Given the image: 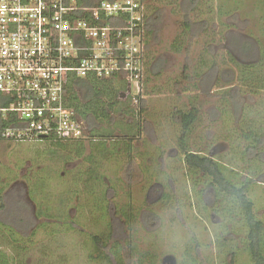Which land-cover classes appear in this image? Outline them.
Returning a JSON list of instances; mask_svg holds the SVG:
<instances>
[{
  "label": "rangeland",
  "instance_id": "rangeland-1",
  "mask_svg": "<svg viewBox=\"0 0 264 264\" xmlns=\"http://www.w3.org/2000/svg\"><path fill=\"white\" fill-rule=\"evenodd\" d=\"M181 4L182 0L160 3L163 15L155 59L143 78L148 76L149 123L140 138L128 141L131 148L127 142L115 143L116 149L108 145V152L98 158L97 178L86 171L91 167L84 161L89 154L84 158L76 155L84 149L88 153L93 147L89 144L68 145V149L37 141L0 144V218L22 236L15 245L0 232V248L13 264H92L87 256L93 248L87 249L89 239L83 232L106 229L100 209L105 205L110 219L116 220V240L121 245L130 242L133 260L143 252L150 256L147 264H182L189 260L187 254L202 264H230V254L235 251V264L251 263L242 241L247 228L239 216L229 212L240 205L228 196H216L210 179L186 165L180 145L183 130L174 115L179 109L198 107L189 147L228 163L229 170L233 165L248 170L251 163L239 152L246 141L240 135L239 117L228 91L241 76L237 63L264 61V0H217L212 4L200 0L192 19L210 25L195 41L184 26ZM217 4L227 13H218ZM210 9L215 14L210 16ZM203 59L216 60L220 67L206 79L211 80L209 90L198 78H185V72L198 70ZM153 64L160 65L159 69L154 70ZM247 87H242L241 105H256L264 112V88L250 93ZM126 95L122 101L129 100ZM253 118L264 126L262 116ZM115 121L127 133L128 117L123 119L118 113ZM102 125L97 133H125L118 125ZM89 132L85 140L95 141ZM227 176L238 183L246 180V175L236 177L232 172ZM85 182L95 187L93 194ZM248 195L257 216L264 220V182L256 179ZM47 213L57 217L39 216ZM61 221L75 222V229L56 226ZM42 222L47 224L39 226L34 237L32 231ZM54 230L57 233L51 234ZM30 235L33 237H27Z\"/></svg>",
  "mask_w": 264,
  "mask_h": 264
},
{
  "label": "built area",
  "instance_id": "built-area-1",
  "mask_svg": "<svg viewBox=\"0 0 264 264\" xmlns=\"http://www.w3.org/2000/svg\"><path fill=\"white\" fill-rule=\"evenodd\" d=\"M146 0H0V142L85 138L76 80L119 77L138 105ZM131 97V98H130ZM126 98V99H127Z\"/></svg>",
  "mask_w": 264,
  "mask_h": 264
},
{
  "label": "trees",
  "instance_id": "trees-1",
  "mask_svg": "<svg viewBox=\"0 0 264 264\" xmlns=\"http://www.w3.org/2000/svg\"><path fill=\"white\" fill-rule=\"evenodd\" d=\"M147 1V14H146V59H145V71L149 72V67L151 62H153L155 44L157 43L158 34L160 32V23L163 15V9L160 5L168 4V0L163 2V0H146ZM200 0H182L181 13L184 18V26L190 33V40L195 41L202 31L207 33V29L210 24L208 22H195L192 19V11L195 7L198 6ZM217 0H209L211 4ZM218 5V4H217ZM217 12L220 14L227 13L226 8L222 5H218L216 8ZM209 15L215 14L214 9L208 11ZM221 35V34H220ZM192 44V43H191ZM209 45V44H208ZM176 48V47H174ZM263 52V48L261 50ZM263 55V54H262ZM230 59V58H229ZM235 60V58H234ZM238 66H241V76H238V83L232 84L231 89L228 91L230 98H232L233 103L235 104V114L239 117L240 122V135L246 141L242 151H239L242 155V159H246L251 165L247 166L248 170H240L236 165L231 166L229 170V164L217 160L211 154L202 153L201 150H194L189 147L188 136L192 130L193 123L198 119L199 108L192 106L189 110L179 109L175 112L174 118L177 123H180L182 126V134L180 136V145L182 148V153L184 156V161L187 166L196 172H201L205 177L210 179L209 186L215 189L216 196L223 195L228 196V198L234 199V202L240 205V209H230L229 212L234 214L233 216H239L240 221L246 226L245 238H242L245 245V251L247 256H251L250 264H264V220L260 219L255 212V203L249 197V190L251 185L257 180L264 182V126H260L257 123V120L253 118V115L262 116L264 120V112L261 109H258L256 105L248 104L241 105V90L242 87L248 85L250 90L248 92L254 93L256 89L264 88V70L263 59H260L258 62H253L250 64L244 63L243 65L237 63ZM198 70H192L191 74L185 72V78H198L199 84L204 87L205 90H209V85L211 80H207L209 75H214L215 70L219 67V64L216 60H207L203 59L202 62L198 64ZM160 65L153 64L154 70H158ZM220 69V67H219ZM208 70V71H207ZM207 71V72H205ZM263 71V72H262ZM125 82L119 77H110L106 79H90V80H76L69 88L68 100L71 106L75 107L79 115L88 121L89 126H91L90 134L94 137L93 142L86 141V138L76 139V140H61L53 137H48L37 142H45L51 145L56 146L58 149H63L64 147L68 149V145H82L93 146L90 148L88 153L84 152L78 153L77 156L86 157L85 163L91 164L88 171V174L91 176H96L99 172L100 166L98 165V158L108 152V145L111 144L114 148H117V144L120 142H127L126 146L131 148L132 144L128 141H131L132 138H140V135L146 129L148 125V120L146 119V98L148 91V76L143 80V90L139 96L140 102L138 105H133L131 99L122 101L120 93L122 89H125ZM247 87V88H248ZM247 91V90H246ZM131 98V97H130ZM245 108V110H244ZM120 114L124 119L125 116L128 117V123L126 125L127 133L125 129L115 121L117 114ZM111 124V126H119L121 130L125 133L123 134H112L111 132L107 133H97V128L101 129L103 127L102 123ZM121 122V120H120ZM107 128V127H106ZM97 129V130H96ZM132 132V133H131ZM13 143L10 141L0 142V144ZM20 143V142H18ZM92 143H97L96 146ZM88 158V159H87ZM235 164V163H233ZM236 171V172H235ZM228 172H232L236 177L240 175H246V180L243 182H236L230 179L227 176ZM91 173V174H90ZM86 183V182H85ZM87 188L91 193L95 192V187L89 186L88 182ZM93 188V189H92ZM93 190V191H92ZM206 190H202V193H205ZM93 194V193H92ZM202 199V197H200ZM3 207V205L1 206ZM2 209V208H1ZM103 212V221L102 224L106 228L102 232H83V235L88 237L87 249H91L88 253L87 259L92 264H142L144 263L143 257L145 258V263L149 260L150 256L146 253L140 252L141 256L138 260L134 259V251L128 240L121 241L124 242V245H121L120 240H116L117 235V224L115 219H110L107 214V206L100 208ZM106 214V215H105ZM38 215V214H37ZM42 217H51L52 213H47L46 215H39ZM126 216V215H125ZM54 217V218H55ZM112 217V216H111ZM128 219L131 216H126ZM101 218V217H100ZM105 218V220H104ZM113 218V217H112ZM48 222V221H47ZM47 222L39 223L32 231V235L35 237L38 234L39 226L42 228ZM75 222H63L60 224L56 223V226L62 228L68 227V231L75 229ZM116 231H115V230ZM4 232L11 240V242L16 245L17 239L20 236L18 230L13 226L8 224L6 221L0 218V232ZM64 231V230H63ZM80 233V231H78ZM57 230L52 231L51 234H56ZM82 234V233H81ZM3 237V235H0ZM33 236H27L29 238ZM15 249V246L12 245ZM60 246H63L62 243ZM59 246V247H60ZM17 250H18V246ZM59 250V249H58ZM233 251L231 255L230 264H235ZM189 257L188 261H184L182 264H202L197 257L187 254ZM0 264H13V259L7 254L6 251L1 250L0 248ZM238 264V263H237Z\"/></svg>",
  "mask_w": 264,
  "mask_h": 264
}]
</instances>
